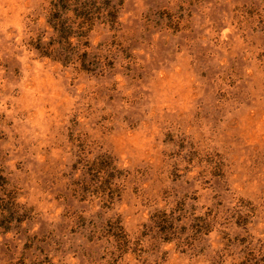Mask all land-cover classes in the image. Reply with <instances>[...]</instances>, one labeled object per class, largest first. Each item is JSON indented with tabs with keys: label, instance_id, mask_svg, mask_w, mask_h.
Listing matches in <instances>:
<instances>
[{
	"label": "rangeland",
	"instance_id": "obj_1",
	"mask_svg": "<svg viewBox=\"0 0 264 264\" xmlns=\"http://www.w3.org/2000/svg\"><path fill=\"white\" fill-rule=\"evenodd\" d=\"M0 264H264V0H0Z\"/></svg>",
	"mask_w": 264,
	"mask_h": 264
}]
</instances>
